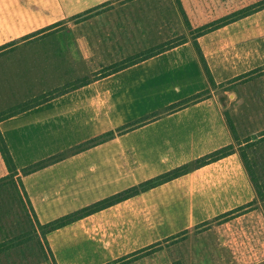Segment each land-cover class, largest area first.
Listing matches in <instances>:
<instances>
[{
	"label": "crops",
	"instance_id": "1",
	"mask_svg": "<svg viewBox=\"0 0 264 264\" xmlns=\"http://www.w3.org/2000/svg\"><path fill=\"white\" fill-rule=\"evenodd\" d=\"M124 1L0 0V55H22L17 40L24 42L26 49L46 43L50 54L40 46L31 48L30 53L24 52L30 57L26 61L45 54L56 64L54 56L65 50L60 35L67 30L68 21L76 23L89 15L74 18L79 14ZM198 41L214 80L219 81V67L214 66L203 40ZM16 64L10 60V65ZM208 88L196 50L188 41L4 118L0 132L14 165L21 169ZM101 94H108L114 109L99 116L92 100ZM232 143L220 107L209 97L25 175L22 183L38 220L47 223ZM247 146H236L222 159L191 168L122 202L131 203L127 214H144L136 217L128 230H155L159 242L183 230V221L178 220L176 227L166 216L218 215L256 200L261 203L241 150L245 149L255 177L264 180V142ZM147 193H154L152 201L143 198ZM120 204L52 232L49 241L58 262L104 264L122 257L117 249ZM152 213L161 214L162 221L154 222ZM108 215L109 220L103 221Z\"/></svg>",
	"mask_w": 264,
	"mask_h": 264
},
{
	"label": "rangeland",
	"instance_id": "2",
	"mask_svg": "<svg viewBox=\"0 0 264 264\" xmlns=\"http://www.w3.org/2000/svg\"><path fill=\"white\" fill-rule=\"evenodd\" d=\"M114 5L92 12L76 23L68 21L69 24L64 26L67 30L60 35L61 46L65 50L54 56L56 64L49 62L51 58L45 54L26 61L30 57L24 52L30 53L31 48L36 50L40 46V50L50 54L52 51L46 43H42L44 47L39 44L26 49L24 42L17 40L22 55L11 54L5 58L0 55V116L15 109V104L18 106L41 93L64 90L73 82L92 79L107 68L133 57L138 47L147 45L149 49L158 44L168 45L199 36L198 40H203L204 46L206 44L221 76L219 81L214 80L215 86L209 89V97L216 100L226 123L238 135L240 142L251 138V131L264 119V113L259 111L264 107V76L259 78L261 89L258 90L249 83L232 80L258 66L264 70V0H125L121 5ZM89 18L92 21H85ZM215 19L238 20L223 29L201 35L207 32L204 26ZM236 37H247L252 42L260 40L261 52L257 63H242L240 58L241 64H236L240 59H232L235 51L246 52L247 57L254 53L253 48L243 49V52L238 46L235 50L230 40ZM53 47L56 48L51 44ZM240 52L238 56H242ZM10 60L17 64L10 65ZM228 60L230 62H226ZM68 78L72 79L62 83ZM3 176H11L9 168L0 169V178ZM153 196L154 193H147L143 198L148 202L153 200ZM128 205L131 203L117 207L119 257L158 240L155 230H134L133 233L128 230L136 217L144 215L142 211L138 216L136 213L128 215ZM246 205L249 206L245 209L236 208L218 215L166 216L165 220L170 219L176 227L178 220L183 221V230L159 241L161 247L134 255L127 264L175 261L182 264H264V203L256 200ZM151 216L154 222L162 221L161 214L152 213Z\"/></svg>",
	"mask_w": 264,
	"mask_h": 264
},
{
	"label": "trees",
	"instance_id": "3",
	"mask_svg": "<svg viewBox=\"0 0 264 264\" xmlns=\"http://www.w3.org/2000/svg\"><path fill=\"white\" fill-rule=\"evenodd\" d=\"M97 9L99 8L97 7L93 8L91 10H88L82 14L75 16L74 18L80 17L83 14L84 15L90 14L96 11ZM245 16L246 15L242 16L241 18ZM236 20L221 21L220 19L219 20L215 19L209 24H206L207 26H204V28L207 29L206 30L207 32L201 35H206L207 33L211 31L223 29L224 27H227L228 25H231L232 23H234ZM198 38L199 36L191 40L181 39L176 42H172L168 45L158 44L149 49L147 45H143L141 47L136 48V50L134 51L136 52V54L133 55V57H130L128 60L117 63L113 68H107L106 71H104L103 73L99 74L98 76L92 79H86V80L82 79L76 82L75 84L73 82L71 85L66 86V89L64 90L62 89H59L56 91L49 90L50 93H47V94L41 93L38 96L33 97L31 100L18 104V106L17 104H15L16 105L14 107L15 109L9 111V113L7 114L0 116V120H2L4 118L16 115L20 112L28 110L37 105H40L50 99H53L69 91L80 88L95 80L106 77L110 74H113L117 71L125 69L133 64L139 63L147 58H150L154 55H157L163 51L169 50L173 47H176L188 41H190L193 44L196 50L198 59L200 61V64L202 66V69L209 83L208 89L202 92L196 93L176 103H173L165 107L163 110L146 114L138 119H135L122 126H119L118 128L112 131L103 133L97 137H94L79 145H76L66 151L60 152L56 155L50 156L46 159H43L41 161H38L32 165L26 166L21 169H18L14 165L11 154L0 132V169L4 171L5 168L6 169L9 168L10 173H11V176L9 178L4 177V176L0 178V264H60L52 248V245L49 241V235L52 232L60 230L64 227H67L68 225H71L82 219L90 217L98 212H101L105 209H108L117 204L125 202L128 199L133 198L152 188H155L159 185H162L173 179H176L179 176L188 173V171L191 168L197 169L204 165H207L219 159H222L232 154L235 151V147L236 146L240 147L243 143H246V145L251 146V143L264 142V119L261 120L260 125L258 124V126H256L255 129L251 131L252 135L249 136L251 138H246V140L243 142L239 141L238 135H236L234 130L231 129L230 125L226 123L228 128L230 127L229 130L232 134L234 143L228 146L222 147L203 157H200L191 163H188L180 167H177L175 169H172L170 171H167L163 174H160L156 177H153L149 180H146L135 186H132L121 192H118L117 194H114L108 198L94 202L86 207L80 208L72 213L61 216L50 222L41 223L38 220V217L35 213L33 205L22 183V178L25 175H28L39 169L45 168L53 163L63 160L64 158L70 155L84 151L90 147L103 143L118 135H122L144 124L157 120L164 115L173 113L191 104H194V103H197L199 101L209 98V89L215 86L214 85L215 82H214L212 73L210 71L209 65L207 63V60L204 56L202 46L198 41ZM240 39L243 41H240ZM230 41L233 45H235L234 47L235 50H238V46H239L240 47L239 49H241V51L243 52L246 51V48L247 49L253 48V52H254V53L251 52L252 56L247 57L246 52L242 53L240 51H235L232 59L238 60L241 58L242 63L243 62L257 63L259 61V58L257 56L260 55V52H261L260 47H259L260 40L259 42L257 41L252 42L247 37L245 39L236 37ZM251 44H254V46H252ZM238 52H240V54L243 57L238 56L237 55ZM241 59H240V62H237L236 64H241ZM226 62H230V61L228 60ZM227 67H229V65H227ZM262 76H264V70L262 69L261 66H258L257 68L242 72L239 76H236L235 78H233L232 81L239 82V83L240 81H243L244 84L249 83L252 85L251 86L252 88L258 90V89H261V87L259 86V78L260 77L262 78ZM69 79L71 80L72 78H68V80L65 79L62 83H67V81H70ZM92 103L96 110V113L99 116L110 113L114 109L113 104L108 94H101L100 96L95 97L92 100ZM259 111H262L264 113V107L261 108ZM244 150L245 149L241 150V156H242L243 163L249 173L250 180L256 191V194L258 195L259 200L264 203V180H261L260 178L255 177L253 168L251 166V161L250 159H248L247 153ZM248 206L249 205L241 206L240 208H238V210L245 209ZM156 246L161 247V242L153 243L133 253L124 255L116 259L115 261L104 263V264H127L128 263L127 261L134 255L140 254V253H146ZM167 264H182V263L179 261H175L173 263H167Z\"/></svg>",
	"mask_w": 264,
	"mask_h": 264
}]
</instances>
